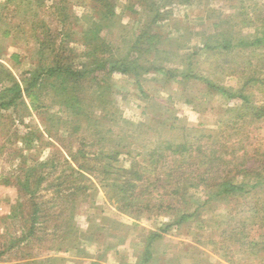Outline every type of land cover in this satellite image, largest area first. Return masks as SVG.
Listing matches in <instances>:
<instances>
[{
	"label": "rangeland",
	"instance_id": "1",
	"mask_svg": "<svg viewBox=\"0 0 264 264\" xmlns=\"http://www.w3.org/2000/svg\"><path fill=\"white\" fill-rule=\"evenodd\" d=\"M23 1L0 9V96L10 100L12 85L22 90L15 103L0 108V264H138L157 232L145 264H257L264 248L247 249L263 241L264 177L239 168L252 160L264 164V119L231 131L252 158L238 169L229 164L234 181L251 190L245 196L211 197L205 206L203 187L191 188L179 203L161 175L154 199L173 208L135 217L108 200L99 167L110 149L105 142L113 139L127 149L118 156V165L127 167L143 162L145 147L158 141L222 131L228 110L243 102L228 92L264 103L257 79L264 78V46L252 44L262 36L264 0H110L111 17L97 13L96 0ZM226 40L248 43L202 48ZM116 61L129 71H107ZM59 64L86 76L48 71ZM139 122L151 126L132 136ZM108 129L126 138L103 142ZM224 144L240 146L232 139ZM80 145L88 157L78 155ZM38 160L51 167L34 170ZM187 212L194 214L176 222ZM230 218L242 231L235 244L217 225Z\"/></svg>",
	"mask_w": 264,
	"mask_h": 264
},
{
	"label": "trees",
	"instance_id": "2",
	"mask_svg": "<svg viewBox=\"0 0 264 264\" xmlns=\"http://www.w3.org/2000/svg\"><path fill=\"white\" fill-rule=\"evenodd\" d=\"M19 1L24 2L23 0H5V2L0 5V9L4 8L8 2H14L16 6H19ZM94 8L102 17H111L115 13L114 4L110 0H96ZM262 26V36L256 37L254 41H252V44H260L261 46H264V22H262ZM247 43L248 42H244V40H238V44H235L231 40H226L218 43L217 45L206 43L202 46V48L213 50L221 48L223 50H228L234 45L239 46L240 44L245 45ZM118 62L119 61H116L115 64H111V66L107 67L106 70H117L123 71L125 73L129 71L128 66L122 65V63L118 65ZM222 68L223 70L225 69L224 67ZM155 69L158 71H164L165 74L169 76L173 75V72L169 69L162 67H155ZM260 70H264V66H262ZM48 71H50L51 74L56 73L58 77L65 75H79L80 77L86 76L84 72L76 71L72 69V67L65 64L53 66ZM92 71L94 70L92 69ZM194 77L196 79H205L207 81V79L202 76L195 75ZM257 79L259 80L260 84L262 82L264 83V78L257 77ZM10 90L15 91L14 96H12L10 100H6V97L1 95L0 108L11 106L22 94V90L18 85H12ZM262 91L263 90L261 89V92ZM228 94L232 98L243 99V102L240 105L228 110L227 120L224 121V124L220 128L222 131L215 133H200L198 130H193L189 132L190 134H188L181 142H174L171 140L158 141V143L152 148L147 149L145 147V151H143V162H136L135 160H132L130 162L131 164L127 167L119 166L118 156L127 149H122L123 146L114 145L117 141L114 139L110 141L112 144L105 142V145H109L110 149L105 151L104 162L99 168L100 172L104 176L102 181H105L106 191L109 194L108 200L114 202L118 211L135 217L151 215L154 212L170 211L169 209L173 208L171 204L164 203V200L158 199L157 201L160 202H157L156 199H154L156 196L153 195V193L157 189L156 187L158 181H162L161 175L166 176V180L164 179V184L170 185L171 183V188L167 191L168 196L174 197L178 195L179 200H177V202L179 203L185 200L188 195H192L190 191L191 188L203 187L204 193L208 195L204 200L205 206L208 204L211 197L227 200L229 197L245 196L247 193L251 192V190H249L244 183L234 181L236 174H232V168L237 165L238 169V165L247 163L252 160V158H248V151L244 147V142L239 143L240 140L238 138L236 139V132L234 136V133L231 131L234 130L239 123L241 124H239L237 128L245 127L249 129V126H254L261 119H264V103L262 102L260 104H255L253 100H250V97L244 93L235 95L228 92ZM70 102L71 100H66L64 103L68 104ZM76 113L78 112L76 111ZM134 124L135 129L132 132V136H134V133H137L138 137L144 132L146 127L151 126V123L145 122ZM229 128L230 131L228 132ZM47 132L49 133L50 131L47 130ZM227 133L228 135L224 137ZM243 133L244 132H241L242 135ZM101 135H103V142L105 140L109 141L115 136L118 137L121 142H123L125 137L123 133H116L110 129L107 131L105 130ZM220 136L224 137V143H229L232 139V142L236 141L237 145L240 144V146L231 148L227 144H224L222 140H219ZM77 153L78 155H81L82 158L88 157V155L85 154L83 146L81 145ZM177 154H179L178 158L176 157ZM89 159L90 157L88 160ZM88 160L84 163H88ZM234 161L236 163L233 167H231L229 164H234ZM237 161L239 163H237ZM254 161L252 160V166L248 165L244 168H239L240 174L253 172V174L256 176L264 177V164H262V166H257ZM165 162L167 163V172L165 171ZM84 163L79 164L77 169L81 170L82 165L86 166ZM53 165L54 163L52 162V166ZM45 166L48 168L51 167L48 165V161H39L37 164L34 163V170L36 167L44 168ZM186 166H188V168H186ZM160 168L161 172H159ZM147 176L149 178H147ZM216 176L218 178L217 180H215ZM43 179L44 176H42L41 182H43ZM140 182L143 183L140 184ZM79 187L80 186H78V188ZM82 188L86 190L88 186L84 185ZM204 204L202 203L201 205L204 206ZM256 204L257 207L259 203ZM252 209H254L253 211L257 210L254 207ZM72 210H74V207H72ZM72 210H70V214L72 213ZM193 214L194 212L183 213L181 214V217L176 220V222L181 223L185 218L191 217ZM232 221L233 220L231 218L229 220L218 221L217 225L221 229L222 233L226 234L225 239L235 244L240 242L236 240L241 238V236L235 235L236 232L241 234L242 231H238L237 227ZM30 232H33V230ZM158 237H161V234L157 232L149 239L148 247L144 252V259L138 264H145L150 261L152 258L151 245ZM262 240L263 241L251 242L250 248L247 250L254 251L255 253L260 252L262 248H264V232L262 234ZM222 242L225 243V240H222ZM242 245L243 244H241V248ZM223 255L225 256V254ZM225 257L228 261L233 260L228 256ZM231 263L236 264V262ZM93 264L99 263L93 262ZM241 264L253 263L243 262ZM257 264H264V257L261 258Z\"/></svg>",
	"mask_w": 264,
	"mask_h": 264
},
{
	"label": "crops",
	"instance_id": "3",
	"mask_svg": "<svg viewBox=\"0 0 264 264\" xmlns=\"http://www.w3.org/2000/svg\"><path fill=\"white\" fill-rule=\"evenodd\" d=\"M86 183H89V182H86ZM76 215V214H75ZM101 215V214H100ZM103 216H105V214H102ZM102 217V216H101ZM108 246H110L109 244L107 245L106 248H109ZM114 247V246H113Z\"/></svg>",
	"mask_w": 264,
	"mask_h": 264
}]
</instances>
